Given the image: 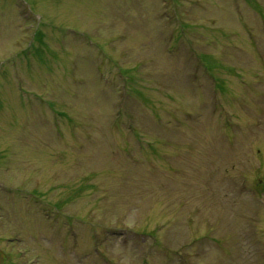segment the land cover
<instances>
[{"label": "rangeland", "instance_id": "rangeland-1", "mask_svg": "<svg viewBox=\"0 0 264 264\" xmlns=\"http://www.w3.org/2000/svg\"><path fill=\"white\" fill-rule=\"evenodd\" d=\"M0 264H264V0H0Z\"/></svg>", "mask_w": 264, "mask_h": 264}]
</instances>
